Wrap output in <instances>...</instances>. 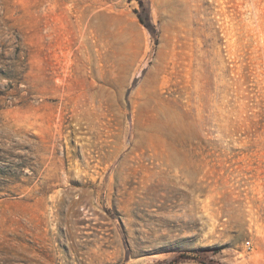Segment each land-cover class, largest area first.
<instances>
[{"label":"rangeland","instance_id":"1","mask_svg":"<svg viewBox=\"0 0 264 264\" xmlns=\"http://www.w3.org/2000/svg\"><path fill=\"white\" fill-rule=\"evenodd\" d=\"M0 264H264V0H0Z\"/></svg>","mask_w":264,"mask_h":264},{"label":"built area","instance_id":"2","mask_svg":"<svg viewBox=\"0 0 264 264\" xmlns=\"http://www.w3.org/2000/svg\"><path fill=\"white\" fill-rule=\"evenodd\" d=\"M107 1L111 2V1H113V0H107ZM247 244L250 245V241H248Z\"/></svg>","mask_w":264,"mask_h":264},{"label":"trees","instance_id":"3","mask_svg":"<svg viewBox=\"0 0 264 264\" xmlns=\"http://www.w3.org/2000/svg\"><path fill=\"white\" fill-rule=\"evenodd\" d=\"M141 21L144 22L143 19H142V17H141ZM146 24H147V26H150L149 23H146Z\"/></svg>","mask_w":264,"mask_h":264}]
</instances>
